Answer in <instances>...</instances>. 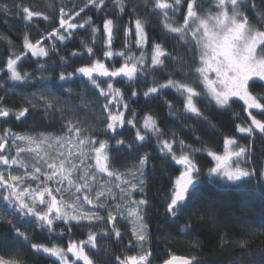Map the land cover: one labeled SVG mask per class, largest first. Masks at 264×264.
<instances>
[{
  "label": "snow or ice",
  "instance_id": "snow-or-ice-1",
  "mask_svg": "<svg viewBox=\"0 0 264 264\" xmlns=\"http://www.w3.org/2000/svg\"><path fill=\"white\" fill-rule=\"evenodd\" d=\"M69 2L72 7L67 11L64 6L59 8L58 26L53 27L46 35L36 29L39 38H34L35 43L25 35L23 49L12 52L5 61L0 62L3 64L0 72L6 73L12 81L25 83L47 79L43 75L48 70L45 68L44 58H50L51 53L58 52L57 42L63 44L72 40L77 34L76 30L85 29L86 26L91 29L95 41L99 29L93 26L92 18L88 17L80 24L76 22V18L86 10L104 12L107 8L106 0H85L83 7H78L73 0ZM17 7L26 24L41 15L35 9ZM127 7L124 0L113 2V8L118 9L120 15L125 14ZM0 11L7 13V5H0ZM137 14V9L132 8L130 15ZM152 15L163 16L164 29L177 41L182 52L177 49L166 51L161 43L151 41L146 21ZM143 16V20H130L129 26L121 28L116 27L113 19H104V43L107 50L103 51V56L109 60L117 56L122 58L124 62L121 66L110 69L101 59H93V47L84 45L89 59L87 65L74 67L71 72L66 69L61 71L58 77L52 78V87L34 92L28 98L32 112L42 110L43 116L60 123L59 131L63 133L62 136L51 140L40 136L19 135L10 129L4 130V134L0 135V201L11 210L0 212V222L7 224L14 235L34 253L55 257L56 264H77L79 261L94 264L85 249L99 253L98 237L101 240L114 238L115 242L123 244L124 249L129 251L140 249L138 254L123 257L116 255L112 260H104L103 264H153L156 259H160L161 264H199L196 256L188 258L169 255L163 259L153 254L154 250L150 245L152 234L146 219V209L149 207L146 191L149 177L146 169L153 167L150 164L153 154L141 151L146 146L143 143L146 134H142L141 129L145 133L155 134V151L162 162L170 160L179 166L174 169L179 175L175 176L162 196L165 215L170 219L169 228L173 230L179 227L181 218L187 217L180 228L187 232L192 227L193 219L203 220L208 215L207 212L201 214L194 203L201 174L195 153L206 151L215 162L208 169L210 180L218 178L240 191L244 189L238 182L257 175L264 177V159L259 162L257 172L252 151L257 134L264 141V120L257 119L253 114V110H257L264 116V96L254 95L250 91V88L264 87V0H171L170 3L148 0ZM43 20L53 22L47 15L43 16ZM133 23L134 29L131 27ZM114 31L123 33L124 50L119 52L111 50ZM45 41H51V46L45 47ZM8 43L11 44V41ZM133 47L139 55L133 51ZM174 51L177 52L176 55H173ZM71 56L84 58L76 51ZM32 58H35V63L39 66V78L22 71L24 64ZM67 63L65 57H60V64ZM169 65L174 66L173 71H169ZM149 72L165 73L161 78L166 82L159 83L153 79L152 86H148L143 92L145 98L162 96L165 89H175L183 97L184 110L205 122H208V117L196 106L202 99H206L208 105L223 109H227L230 103L242 101V110L247 113L250 122L237 124L235 131L241 134L242 139L247 140V145H241L235 137H226L221 155L205 145L193 148L183 139H176L174 133L173 138H164L166 134L158 127L152 115H144L140 126L137 125L135 111L131 112V118H126L125 110L129 109V105L123 102L121 89L114 87L113 80L126 77L128 81H134ZM74 79H80L98 93L97 102L103 101L98 104V112L84 111L89 105L83 101L70 103L74 95L73 89L64 88L62 83H57ZM60 89L63 91L57 95ZM137 95L136 90H131V97ZM5 102V96H0V105ZM165 103L171 112L173 106L168 101ZM90 111L92 118L98 121L95 126L90 122ZM29 115L28 107L10 110L0 106V118L4 122L10 119L23 122ZM125 125L135 130L134 138L130 141L123 138L121 130ZM45 139H48V147L55 146L58 149L57 159L60 163L45 160L48 171L42 173L37 161V166L31 172L25 170L23 175L13 174V166L25 168L21 153L27 150L37 156L42 155L40 145ZM110 141H114V145ZM13 150L16 155H11ZM109 151L114 154L111 165L106 163ZM121 151L134 156L136 162L130 166L125 165L127 171L124 173L110 171V167L123 163ZM5 170H8L7 175ZM73 173L76 174L75 184L71 178ZM105 173L106 179L103 178ZM29 176L32 181H39L35 187L23 183ZM41 176H44V180H41ZM98 176L101 177L100 180H97ZM48 181L53 182L56 187H49ZM65 192L72 197L71 203L65 201ZM23 218H28L27 227L20 225ZM58 222H63L67 233L64 228L57 232ZM121 222H126L122 225L125 229L131 225V237L126 243L121 226H118ZM32 225L48 233L49 245L31 242ZM74 227L87 229L86 239L75 240L72 235ZM53 235L66 236V248L51 242ZM244 246V243L240 244V247ZM0 264H21V261L6 259L0 255Z\"/></svg>",
  "mask_w": 264,
  "mask_h": 264
},
{
  "label": "trees",
  "instance_id": "trees-1",
  "mask_svg": "<svg viewBox=\"0 0 264 264\" xmlns=\"http://www.w3.org/2000/svg\"><path fill=\"white\" fill-rule=\"evenodd\" d=\"M85 0H73L78 7H83ZM114 0H106L107 8L104 12L87 11L81 13V16L76 18L78 24L83 23L84 20L91 17L95 27L99 29L96 33L95 41L91 29L87 26L85 29H77V34L70 41H65L63 44H58V52L51 53L50 58H44L46 61L45 68L48 69L43 73L47 79H38L25 83L23 81H12L8 78L6 73L0 72V96H5V106L10 110H19L23 107L30 109V115L23 122H16L10 119L4 122L0 118V135L4 134V130L10 129L17 134H52L62 135L59 131L60 123L55 119H50L43 116L42 110L40 112H32L29 97L32 93L43 91L45 88L52 87V78L58 77L61 71L65 69L68 72L73 71L74 67L85 66L89 63L87 53L84 45L94 48L95 56L93 59L99 58L111 69L113 66L119 67L123 64V59L120 57H113L111 60L103 56V51L107 50L105 46V34L103 32L104 19H113L116 27H127L129 21H134L136 18L144 19L143 12L145 11V4L148 0H124L128 6L124 15H120L118 9L113 8ZM163 2H171V0H163ZM0 5H7L8 12L0 11V62L5 61L12 52H19L23 49L24 36L28 35L32 42L34 38H39L36 29L44 35L51 31L53 27L58 26L59 8L72 7L69 0H0ZM20 7H29L35 9L41 15L34 18L33 21L26 24L22 15L20 14ZM136 8L138 14L136 16L130 15L131 9ZM78 10V8H77ZM205 4V11H207ZM47 15L52 23L43 20V16ZM147 25L149 36L152 42L161 43L166 51L177 49V41L168 35L163 27L165 23L162 15H152L147 18ZM134 29V23L131 25ZM46 30V31H45ZM174 35V34H173ZM11 41V44L8 41ZM81 41L84 43L81 44ZM48 46H51V41H45ZM123 33L114 31V40L112 51L119 52L124 50ZM76 51L83 55L80 57H72L71 53ZM133 51L139 55V52L133 47ZM177 52H173L176 55ZM60 57H65L68 60L66 65L60 64ZM150 58V49H149ZM44 62V61H42ZM3 64L0 63V67ZM174 66L169 65V71H173ZM22 71H27L34 74L37 78L41 76L39 66L35 63V58H32L24 64ZM165 73H151L137 78L134 81H128L126 77H118L113 80L114 87L121 89L124 97L123 102L129 105V109L125 110V117L131 118V112L135 111L137 116V125L143 123L142 117L144 115H152L157 122L158 127L166 135L164 138H173V133L176 139H183L185 143L192 145L193 148H201L202 145L207 146L208 149L216 151L217 154H222L223 140L226 137H235L241 145H247V140L241 138V134L235 131L237 124H245L248 121L247 113L242 110V101L230 103L227 109L218 108L215 105H208L206 99H202L196 104L198 108L204 111L208 117V122L197 119L194 115L186 112L183 107V97L175 89H165L162 96H152L145 98L143 92L147 90L148 86H152L153 79L159 83L166 82L161 77ZM117 81H120L117 83ZM62 83L64 88H72L74 95L71 97L70 103H80L81 101L88 103L89 108L84 111L94 110L99 111L96 96L98 95L89 85L82 83L80 79H74ZM106 87V85H102ZM131 90H136L138 95L131 97ZM199 91V89H197ZM60 89L57 95L62 92ZM254 95L264 96V87L250 88ZM7 93V95H6ZM171 103L172 110L165 103ZM39 103L40 101H36ZM123 110V109H122ZM253 114L257 119L264 120V116L260 115L257 110H253ZM90 122L95 126L98 121L92 118V112H89ZM123 138L130 141L134 138L135 130L130 126L125 125L121 130ZM142 134H146V140L143 142L146 146L141 151L152 152V159L150 164L153 166L146 169V174L149 177V184L146 191L148 192L149 207L146 209L148 221V229L152 234L150 237V245L154 250L153 254L160 258L166 259L169 255H184L188 257L196 256L199 264H264V179L259 175L246 178L244 181L238 182L244 191L238 190L235 186H228L218 178L210 180L208 177V169L215 165L211 157L207 155L206 151L195 153V159L198 167L201 169L199 187L196 193V200L194 201L196 208L201 210V214L207 212L208 215L203 220L193 219L192 227L187 232L181 231L180 228L185 223L187 217L181 218L179 227L176 229L169 228L170 219L165 215V205L162 202L164 191L170 187L171 181L178 172L175 168L174 161L162 162L159 154L155 151L156 137L151 132L145 133L141 129ZM199 137V139H197ZM103 138V137H102ZM114 145V141H110ZM175 147V146H174ZM252 151L254 153L253 160L256 163L257 172H259V162L264 159V141L260 139L259 134L256 135L255 142L252 144ZM111 151L108 152L109 161L113 157ZM121 157L124 158L123 163L115 164L111 167L113 170L124 173L127 171L125 165H132L136 162L134 156H130L127 152L121 151ZM13 166V174L19 172L17 175H23L24 171L16 170ZM48 171V170H47ZM46 173V172H45ZM44 180V176H41ZM38 183L39 181H32L26 179L23 183ZM53 187L56 185L48 181ZM230 184V182H229ZM137 198L139 195L137 194ZM11 211L7 205L0 201V212ZM103 214V213H102ZM28 218H23L20 221L22 227H27ZM126 222H121V231L124 234L125 243L131 237L130 225L125 229L122 225ZM106 227V225H105ZM61 228H67L63 222H58L57 232ZM99 231V229H97ZM87 229H80L74 227L72 235L75 240L86 239ZM31 242L38 244L49 245L48 233L42 231L35 225L31 226ZM53 243L60 247L66 248L67 237L52 236ZM244 243V247L240 244ZM98 248L96 250L85 249L90 258L93 259L94 264H103L104 260H112L116 255H135L140 252V249L132 251L124 249L123 244L115 242L114 238H105L101 240L98 237ZM166 253L168 255H166ZM0 255L6 259H19L21 264H56L55 257H49L45 254H36L18 237L14 235L10 227L0 222ZM70 259H75L70 257ZM160 259L153 261V264H160ZM77 264H83L82 261Z\"/></svg>",
  "mask_w": 264,
  "mask_h": 264
},
{
  "label": "rangeland",
  "instance_id": "rangeland-1",
  "mask_svg": "<svg viewBox=\"0 0 264 264\" xmlns=\"http://www.w3.org/2000/svg\"><path fill=\"white\" fill-rule=\"evenodd\" d=\"M35 43V42H33ZM44 46L45 47H49L47 43H44ZM101 79H104V78H101ZM19 135H30V134H19ZM63 135V134H62ZM62 135H52V134H39V135H32V136H40L42 138H48V139H51V140H55L56 138H59L60 136ZM48 139H45L44 143L40 145V150H41V153L42 155L41 156H37L34 152H29V151H25L23 153L20 154L21 156V160L22 162L24 163L25 165V168H20L18 166H16V170L19 171L20 169L22 171L25 172V170H28L29 172H31L35 166H37V161H39V166L41 168V172L42 173H45L47 172V168H46V165L44 164V161L47 160L48 162H55L56 164H59L60 161L57 159V156H58V149L55 147V146H52V147H48ZM47 148V151H45V149ZM223 154V153H222ZM221 154V155H222ZM11 155H16V152L15 150H13L11 152ZM94 163V161H93ZM106 163L110 164V161L108 160ZM110 171H115L113 170L111 167L109 168ZM7 171L8 170H5V175H7ZM117 172V171H116ZM19 172H15V174L17 175ZM120 173V172H118ZM20 174V173H19ZM73 179V183L75 184L77 181H76V174L73 173L72 177ZM103 178H107V174H103ZM28 179H31V177L29 176ZM101 177H97V180H100ZM246 179V178H245ZM39 183V182H38ZM31 185L32 187H35L37 183H30V182H27L26 185ZM49 187H53L51 186L50 184H48ZM65 186L66 185V182H65ZM74 191V189H73ZM113 191H117L115 189H113ZM65 201L67 203H71L72 202V197L67 193L65 192ZM57 199L59 200L60 199V196L58 195L57 196ZM87 210V206H85V211ZM131 227V225H130Z\"/></svg>",
  "mask_w": 264,
  "mask_h": 264
},
{
  "label": "water",
  "instance_id": "water-1",
  "mask_svg": "<svg viewBox=\"0 0 264 264\" xmlns=\"http://www.w3.org/2000/svg\"><path fill=\"white\" fill-rule=\"evenodd\" d=\"M264 179V177H263ZM176 256H180V257H188V256H184V255H176ZM188 258H191V257H188ZM161 264V263H160Z\"/></svg>",
  "mask_w": 264,
  "mask_h": 264
}]
</instances>
